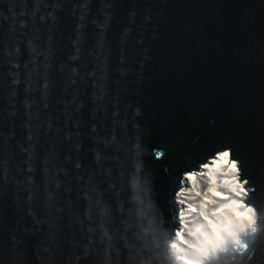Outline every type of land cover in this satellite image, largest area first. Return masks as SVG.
I'll list each match as a JSON object with an SVG mask.
<instances>
[{
    "label": "water",
    "instance_id": "water-1",
    "mask_svg": "<svg viewBox=\"0 0 264 264\" xmlns=\"http://www.w3.org/2000/svg\"><path fill=\"white\" fill-rule=\"evenodd\" d=\"M222 151L254 221L209 254L264 264V0H0V264H179Z\"/></svg>",
    "mask_w": 264,
    "mask_h": 264
},
{
    "label": "bare ground",
    "instance_id": "bare-ground-1",
    "mask_svg": "<svg viewBox=\"0 0 264 264\" xmlns=\"http://www.w3.org/2000/svg\"><path fill=\"white\" fill-rule=\"evenodd\" d=\"M222 153L218 152L215 159L212 158L198 173H187L185 186L178 192L177 201L183 206L179 215L181 226L171 246L179 264H188L189 259L196 264V258L201 261L204 254H215L226 240L234 243L233 234L238 235L237 229L244 231L253 224V208L244 205L241 199L246 189L242 191V182H238L237 171L232 167L233 161L228 162V157ZM216 191L222 196H215ZM197 228L199 232H196ZM193 232L195 235L191 234Z\"/></svg>",
    "mask_w": 264,
    "mask_h": 264
},
{
    "label": "snow or ice",
    "instance_id": "snow-or-ice-1",
    "mask_svg": "<svg viewBox=\"0 0 264 264\" xmlns=\"http://www.w3.org/2000/svg\"><path fill=\"white\" fill-rule=\"evenodd\" d=\"M222 155L225 156V157H228V156H230V153L226 151V152H223ZM225 162H227V161H225ZM205 167H207V165H205ZM232 167H233V169L239 170L240 166L235 162V160H233ZM239 181H243V183H242V191L247 189L248 182L243 180V176L239 177L238 182ZM236 194L239 195V193H236ZM214 195L217 196V197H221L222 196L221 192H219V191L214 192ZM223 198L226 199L227 197H223ZM193 211H195V209H193ZM216 211L219 212L220 209L217 208ZM201 215L203 216L204 213L201 212ZM213 215H215V213H213ZM238 215H240V213H238ZM204 219L207 220L208 217L204 216ZM199 231H200V229L197 228L196 232H199ZM191 234L195 235V232H193ZM233 240H234V244H235V246L237 247L238 250L246 249V248L249 247V245L246 242H244L242 239H240L237 234H233ZM173 246L175 247V245H173ZM190 247H191V245H190ZM221 251H223V250H221ZM201 252H203V250H201ZM180 258L181 259H186V257H184V256H181ZM188 264H192V260L191 259L188 260ZM196 264H201V261H200L199 258H196ZM204 264H217L216 258L213 257L211 254H204Z\"/></svg>",
    "mask_w": 264,
    "mask_h": 264
}]
</instances>
